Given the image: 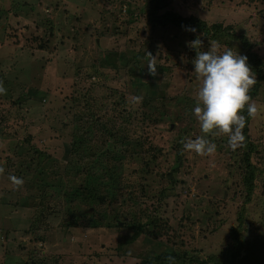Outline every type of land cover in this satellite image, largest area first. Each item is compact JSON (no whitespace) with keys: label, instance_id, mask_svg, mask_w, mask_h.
Masks as SVG:
<instances>
[{"label":"rangeland","instance_id":"obj_1","mask_svg":"<svg viewBox=\"0 0 264 264\" xmlns=\"http://www.w3.org/2000/svg\"><path fill=\"white\" fill-rule=\"evenodd\" d=\"M149 4L0 0V80L8 83L0 97V264H51V256L58 264H147L169 249L181 256L174 264H213L207 260L225 242L237 205L240 213L245 210L244 241L253 244L243 248L238 264H264V93L255 97L258 112L247 127L249 141L232 149L226 134L214 131L207 136L216 145L210 154L183 146L203 135L192 111L199 79L190 41H202L197 51L216 42L245 54L248 39L264 62V0H162L163 11L230 26L214 39L195 27L193 32L152 25ZM147 63L156 64L155 74ZM29 86L37 89V99L16 103ZM74 98L81 112L112 120L130 141L127 150L121 138L115 140L113 158H101L99 175L90 177L103 185L89 195L91 204L79 215L83 225L69 228L67 205L34 186L31 170L23 167L30 157L43 164L46 153L58 164L63 160L61 140L71 136L62 131L55 133L62 139L53 136L48 123L59 127L69 120L65 114H71ZM176 99L188 107L179 120ZM43 120L47 125L34 127ZM29 136L34 148L19 151ZM99 137L95 132L91 143ZM246 143L263 157L262 163L252 154L261 180L248 203ZM13 177L23 182L15 185ZM113 190L117 196L102 204L97 192ZM70 205L76 208V201ZM246 212L249 218H243ZM145 221L150 227L138 229Z\"/></svg>","mask_w":264,"mask_h":264},{"label":"trees","instance_id":"obj_2","mask_svg":"<svg viewBox=\"0 0 264 264\" xmlns=\"http://www.w3.org/2000/svg\"><path fill=\"white\" fill-rule=\"evenodd\" d=\"M209 2L211 4L213 0H209ZM161 3L162 0H150V4L148 7V15L151 19L152 25L154 26L156 25L166 26L167 24H172L180 28L195 27L200 31H203L205 35H208L213 39L217 35H219L223 30L230 28L229 25L221 22L222 20L216 19L214 23H212L213 21H211V23L208 24V21L203 20L202 18H198L199 16L184 17L176 12L163 11L164 7L162 6ZM108 8H110V6H108ZM161 10L162 13H160ZM225 15L226 16L224 17L229 16L228 14ZM241 39H247V38L241 37ZM243 46L246 50L244 55L247 56V63L255 75L256 84L249 89V93H248L252 101L255 102L256 101L255 97L258 94L264 93V62L263 59L260 58L259 54L252 51V44L248 39L246 41H243ZM0 85L3 86V88L5 89L4 92H6L8 89L7 87L8 83L0 80ZM3 93H0V97L1 94ZM37 96H38L37 89H35L32 86H29L26 92L20 93V96L18 97L16 103L28 102L29 100L37 99ZM122 97L124 98V96ZM71 101H72L71 104H74L69 106V110L71 111L70 112L71 114L70 115L65 114L66 117L68 118L70 117L69 120L68 119L65 120V122H63L59 127H56L54 122L48 123L47 120V123L49 124V128H51L53 131V133H51L53 136L62 139V134H59V136L55 134L57 131H62L63 133L71 136L70 137L71 141L69 142H66V140L64 139L61 140L63 157H64L63 160L60 161V164H58V159L46 153L45 160H43V164L41 161H38V159L35 158L33 159L32 157H30V159L26 162L25 167H23L25 171H28L29 169L31 170L30 173H32V175L28 179L34 186L43 189L41 190L42 192H46L47 194H52L54 197L62 200L63 206L67 205V213L71 212V216L68 217L66 222L67 224L66 226H69V228L83 225V220L80 219L79 215L82 212L83 213L87 212V210L84 209L88 207V204H91L89 202L91 196L89 195L94 193V191L97 190V188L102 183V181L98 182L93 180V177H90L92 176L91 174L99 175V173H97L96 171V167H100L102 165L101 158H104L103 160L105 161L108 160L110 157L113 158L115 146L118 143L115 140L121 138V142H123L122 144L126 145L125 148L123 149H127V150L129 148L128 142L130 141V138L128 136H122V134H120L119 130L115 128V125L113 124L112 120H102V121L97 120V115L92 111L88 112V114H84L83 112H81L79 108H77V104H76L77 99L74 98L71 99ZM176 102H177L176 106H178V109L180 108L179 110H181L180 113H178L179 112L178 110L176 114L177 120H179L180 118L186 116L185 112L188 110V107L184 105V102L178 99H176ZM243 112H244L243 115L245 117V126L242 130L245 136L244 141H249L248 139L250 136L248 134L247 127L251 119V116L247 114L246 110H243ZM93 121L96 122L94 123ZM110 121L112 123H110ZM44 122L45 121L43 120V122H41L38 125H36V122H33L35 124L34 127L40 129L45 125H47V123ZM95 132L100 133L102 137H99L97 139L96 141L97 143L92 144L91 138H93V134ZM135 135H137V133H135ZM30 138L31 136L24 138V140L27 142L22 147H20L19 151L22 150L30 151L31 149L34 148L30 143ZM246 145L247 146L244 148L242 160H243V167L245 170L244 172L245 174L243 177V184L245 185V189H246L244 201L245 203H248L251 200L252 193L253 194L255 193L256 187H259V185L257 186V182L258 181L260 182L261 180L259 174L256 175V168H255L256 164L252 158V154H254L253 157L260 156L259 162L263 161L262 159L263 157H262V152L261 154L259 153L256 154L257 148L255 145L252 144L251 146L250 143H246ZM118 152L122 153L120 152V150H118L116 153ZM180 153L181 152L178 151V155H181ZM35 160L37 162H35ZM22 162H24V160H22L21 163ZM0 167H3L2 163H0ZM177 168L173 170L175 171ZM91 171L94 172L91 173ZM24 173L25 172L21 171L20 174L22 175L23 179L26 181V176L24 175ZM68 175L71 176L67 178ZM76 180H78L79 182L76 183ZM83 184L86 185L83 186ZM261 188L264 190V181L262 182ZM97 196L102 198V201L100 202L103 204L106 201V199L109 200L114 199L117 196V193L114 190L111 192L99 191L97 192ZM92 197H96V196H92ZM262 199H263L262 197L256 199V201L252 204L255 203L258 204L262 201ZM74 201H76L77 204L76 208L73 206L71 207L70 205L71 202L74 203ZM239 207L240 206L237 205L238 214L237 217H235L234 223L229 226V230L227 232V238L225 242L223 243L221 242L222 244L219 246L218 252L211 254L207 262H211L213 264H238L239 258L241 256V251L243 250V248L247 245L249 246L253 245L251 241H244L243 238L244 222L243 220H241L242 218L241 214L244 213L245 210L242 213H240L241 207L240 208ZM91 214H95V210ZM245 217L249 218L248 212H246L243 215V218ZM150 223L151 222L145 221L144 224L142 223L139 224L137 228L139 229L140 227V229H142L143 226L150 227L151 225ZM169 256L175 257L174 263L179 262L178 260L181 259L180 255L177 256L175 250L169 249L168 251L165 250L162 254L155 256V259H153V261L150 260L149 262H147V264H168V260L166 258ZM49 259L50 261H52L51 264H58L56 258L51 256L49 257ZM31 261L25 262V264H30ZM84 262L85 260H83L82 264ZM200 262H201L200 264H203L206 262V260H201ZM36 264H40V263L36 262ZM41 264H45V262H42Z\"/></svg>","mask_w":264,"mask_h":264},{"label":"clouds","instance_id":"obj_3","mask_svg":"<svg viewBox=\"0 0 264 264\" xmlns=\"http://www.w3.org/2000/svg\"><path fill=\"white\" fill-rule=\"evenodd\" d=\"M195 31V28L190 29ZM202 41L197 38L190 41L196 50L192 60L193 72L199 79L196 91V103L192 109L203 135L189 139L184 148L200 155L210 154L216 150L208 135L219 131L227 136L228 146L235 149L241 145L245 136L243 128L245 117L257 114V104L249 96V89L256 84L255 75L247 63V56L233 50L232 47L220 48L213 42L207 50L197 51ZM156 64L147 63V70L155 74ZM5 89L0 85V93ZM15 185L21 184L20 178L13 177ZM168 264H174L175 257H167Z\"/></svg>","mask_w":264,"mask_h":264}]
</instances>
